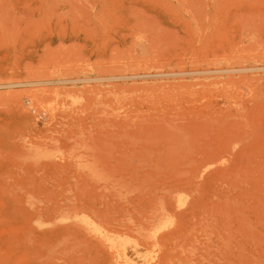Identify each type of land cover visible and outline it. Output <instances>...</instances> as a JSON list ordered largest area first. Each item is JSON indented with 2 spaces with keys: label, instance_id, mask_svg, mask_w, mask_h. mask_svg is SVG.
Instances as JSON below:
<instances>
[{
  "label": "rangeland",
  "instance_id": "1",
  "mask_svg": "<svg viewBox=\"0 0 264 264\" xmlns=\"http://www.w3.org/2000/svg\"><path fill=\"white\" fill-rule=\"evenodd\" d=\"M259 29L264 0H0L2 83L153 75L0 88V264H111L93 219L146 264H264V71L172 73L264 64Z\"/></svg>",
  "mask_w": 264,
  "mask_h": 264
},
{
  "label": "bare ground",
  "instance_id": "2",
  "mask_svg": "<svg viewBox=\"0 0 264 264\" xmlns=\"http://www.w3.org/2000/svg\"><path fill=\"white\" fill-rule=\"evenodd\" d=\"M246 19H247V18H246ZM245 21H246V20H245ZM245 21H244V22H245ZM251 21H252V22H250V24L248 23L249 20L247 21V23L253 27V28L251 27L252 30L250 29V27H248L249 30H251L252 33H253V32H254L253 29H256L257 26L255 25L256 27H254V25H253V23L256 22V21H254V20H251ZM244 22H240L239 24L242 23V24L244 25L243 27H245V24H246V23L244 24ZM251 23H252V24H251ZM242 24H241V26H242ZM246 25H247V24H246ZM249 25H247V26H249ZM243 29H244V28H243ZM249 30L247 29V31H248L249 34H250L251 31H249ZM256 30H258V29H256ZM260 30H261V29H259V31L256 32V34H257V35H256V36H257L256 39H257V40L255 39L256 41H258L259 44H260V42H261V38H260V37L264 35V34H263V35L261 34L260 37L258 36V32H259V33H262V31L260 32ZM241 32H245V33H246V31H243V30H242ZM263 32H264V31H263ZM247 35H248V33H247ZM245 36H246V35H245ZM245 36H242V37L245 38ZM244 38H243V39H244ZM252 38H253V37H252ZM253 39H254V38H253ZM258 39H260V40H258ZM245 40H247V39H244V40H243V43H244ZM251 40H252V39H251ZM255 40H254V41H255ZM240 41H241V40H240ZM259 41H260V42H259ZM262 41H264V39H262ZM245 42H246V41H245ZM240 43H241V42H240ZM247 43H248V41H247ZM251 43H252V42H249L248 44L251 45ZM258 43L256 42V43H252V44H253V45L257 44V45H258ZM241 44H242V43H241ZM262 44H264V42H262L260 45H262ZM256 56H257V55H256ZM260 56H261V55H260ZM106 67H108V66H106ZM117 67H118V66H117ZM117 67H116V68H117ZM24 68L26 69L25 66H24ZM118 68H119V69H118L117 73H119V71H121V70H120V67H118ZM114 69H115V68H114ZM130 69H131V68H130ZM11 70H12V69H11ZM11 70H10V73H11V72L13 73V71H11ZM16 70H19V69L17 68ZM100 70H101V69H100ZM115 70H116V69H115ZM0 71H1V70H0ZM19 71H20V70H19ZM106 71H108L107 73H109V74H106L107 76H104V75H105V73H104L103 76H98V77H95V78H85V79L82 78V79H83V80H86V81L91 80L90 83H92L93 80H95V81H96V80H101V81L104 80V81H105V79L107 80V79H114V78H116V79H118V78H120V79H121V78H124V80H125L126 78H129V77H130V79H131V78H133V77H136V78H137V77H139V76H143V75H146V76H148V75H152V74H148L147 72H144V73H147V74H142V73H141V74H136V71H138V70L134 71L135 74H130V75H126V74H125V75H121V74L123 73V71H124V70H123V71H121V73H119V76H113L112 74L115 73L116 71H114V70L112 69V72H113V73L111 74V76H108V75H110L111 69H110V70H109V69H106ZM127 71H128V70H127ZM129 71H130V73H131L132 69L129 70ZM180 71H181V70H180ZM263 71H264V64H263V63H262V64L260 63V65H258V63H257V65L254 64V65H251V66H239V67H236V66L224 67V66H223V68H217V69H212V68H211V69H208V68L205 69V68H203V70H193V69L191 70V69H190V71H186V70H185V71L182 70L181 72H179V71H178V72H173V71H172V73H174L176 76H178L177 74H179V75H184V74H186V73H191V74L196 75L197 78H199L200 75H197V74H208V75L211 74V75H213L214 73H219V72H220V73H222V72H225V73H226V72H229V73H227L228 75L233 74L234 72H241L242 74H245V73H247V74H248V73L255 74V73H259V72H263ZM8 72H9V71H8ZM15 72H16V71H15ZM20 72H21V71H20ZM96 72H98V70H97ZM103 72H105V71L103 70ZM140 72H141V71H140ZM140 72H139V73H140ZM161 72H162V73H161ZM161 72L159 71L158 73L163 74V71H161ZM166 72H167V71H166ZM168 72H169V71H168ZM168 72H167V74H169V75H174V74L171 73V71H170V73H168ZM99 73H100V71H99ZM101 73H102V72H101ZM117 73H116V74H117ZM137 73H138V72H137ZM153 73H154V72H153ZM212 73H213V74H212ZM225 73H224V74H225ZM241 73H239V74L241 75ZM14 74H15V73H14ZM64 74H65V73H64ZM67 74H68V73H66V75H67ZM102 74H103V73H102ZM156 74H157V73H155V75H156ZM167 74H166V75H167ZM227 74H226V75H227ZM235 74H236V73H235ZM120 75H121V76H120ZM163 75H164V74H163ZM166 75H164V76H166ZM169 75H168V76H169ZM187 75H189V74H187ZM214 75H215V74H214ZM217 75H218V74H217ZM217 75H216V76H217ZM12 76H13V75H12ZM16 76H17V75H16ZM75 76H76V74H75ZM152 76H153V75H152ZM152 76H150V79H151ZM164 76H162L161 78H163ZM176 76L173 77V78L175 79ZM204 76H205V75H204ZM204 76L202 75V78L207 77V75H206L205 77H204ZM209 76H210V75H209ZM219 76H221V74H219ZM234 76H235V75H234ZM234 76H232V77H234ZM10 77H11V76H10ZM38 77H41L40 79H45V80H32L33 78H32V77H29V80H32V81L22 82V81L25 80V77H24V79H23L21 82H15V78H12V77H11L12 79H14V82H13V81H9V78H7V80H8L9 82H11V83H5V81H6L5 79H3V80H4V81H3L4 83H2V80H1V78H0V81H1V82H0V83H1V84H0V88H1V87H6V88H7V87H8V88L13 87V88H14V87H16V86H30V87H31V86H34V85L38 86V85H42V84L44 85V84H53V83H54V85H55V83L58 84V83H65V82H72V81L77 82V81H79V80L82 81V79H78V78H76V79H74V78H72V79H54V78H58V77H53V76H52V77L50 76V77H49L50 79L47 80V78H48L47 76H46V78H44L45 76H41V75H38V76H36V77L34 76V78L39 79ZM42 77H43V78H42ZM143 77H144V76H143ZM143 77H142V78H143ZM157 77H158V76H157ZM166 77H167V76H166ZM166 77H165V79H170V78H172V77H170V78H169V77L166 78ZM186 77H187V76H185V77L181 76V79L183 78V79L185 80ZM189 77H190V76H189ZM192 77H195V76H192ZM212 77H213V76H212ZM228 77H230V76H228ZM240 77L243 78L244 76L241 75ZM254 77H255V76H254ZM254 77H253V78H254ZM27 78H28V77H27ZM30 78H31V79H30ZM136 78H135V79H136ZM142 78H141V79H142ZM144 78H145V77H144ZM144 78H143L142 80H149V78H146V79H144ZM200 78H201V77H200ZM249 78H250V77H249ZM120 79H119V80H120ZM138 79H140V77H139ZM157 79H158V78H156V80H157ZM163 79H164V78H163ZM247 79H248V77H247ZM247 79H246V80H247ZM263 79H264V78H263ZM10 80H11V79H10ZM124 80H123V81L121 80V81H122V82H125ZM126 80H127V79H126ZM136 80H137V79H136ZM152 80H153V79H152ZM161 80H162V79H161ZM178 80H179V79H178ZM220 80H222V81L224 82L223 79H220ZM220 80H219V81H220ZM254 80H256V83H257V79L254 78ZM259 80H260V79H259ZM16 81H18V80L16 79ZM109 81H110V80H109ZM109 81H106V82H109ZM116 81H117V80H115V82H116ZM128 81H129V79H128ZM213 81H214V80H212V82H213ZM227 81H228V80H227ZM233 81H234V80H233V78H232V81H231V82H233ZM236 81H240V80L237 78ZM236 81H235V82H236ZM244 81H245V80H244ZM248 81H249V80H248ZM12 82H13V83H12ZM99 82H100V81H98V82L96 81V82H95V83H96V84H95V85H96V86H95L96 88H99V87H97V84H98ZM111 82H112V83H111ZM111 82H109L108 84H113V80H111ZM132 82H135V81H133V79H132ZM132 82H131V83H132ZM194 82H195V83H194ZM194 82L192 81V82H190V83H192V85H193V83H194V85L197 84V83H198V84H201V83L203 84V83H204V85H209L211 81H208L209 84L203 82L202 80H200V81H194ZM200 82H201V83H200ZM231 82L228 81V84L230 83V85H231V84H232ZM246 82H247V81H246ZM249 82H250V84H253V83H251V82H253V79H250ZM77 83H78V82H77ZM90 83L88 82V84H90ZM100 83H102V82H100ZM103 83H104V82H103ZM136 83H137V81H136ZM159 83H160V82H159ZM159 83H158L159 86L163 84V83H161V84H159ZM173 83H174V82H173ZM177 83H178V82H175L174 84H177ZM181 83H182V82L179 81V84H177V87H178V88H179L178 85H181ZM190 83H189V85H190ZM217 83L220 84L221 81L218 82V80H217ZM239 83H240V82H239ZM241 83H243V82H241ZM254 83H255V81H254ZM66 84H67V83H66ZM142 84H143V83H142ZM166 84H167V83H164L163 85L166 86ZM168 84H169V83H168ZM170 84H172V82H171ZM184 84H186V82H183V84H182L181 86L186 87V85H184ZM212 84H214V82H213ZM236 84H237V82H236ZM243 84H245V82H244ZM54 85H53V87H54V89H55V86H58V85H55V86H54ZM74 85H75V84H74ZM136 85L138 86V84H136ZM139 85L141 86L140 83H139ZM143 85H144V84H143ZM154 85H155V84H154ZM154 85H153V86H154ZM156 85H157V84H156ZM246 85H249L248 82H247ZM36 86H34V87H36ZM44 86H46V85H44ZM61 86H62V85H61ZM114 86H116V85H114ZM124 86H125V85H124ZM124 86H123V87H124ZM128 86H129V85H128ZM131 86H132V85H131ZM159 86H158V87H159ZM165 86H164V88H171V87H169V86H168V87H165ZM249 86H250V85H249ZM249 86H248V87H249ZM34 87H32V89H33ZM42 87H43V86H42ZM42 87H41V88H42ZM95 87H92V88H94V89H93V91H92L91 93L96 92V90H95L96 88H95ZM116 87H118V86H116ZM119 87L122 88L121 86H119ZM119 87H118V88H119ZM132 87L135 88V84H134ZM138 87H139V86H138ZM160 87H161V86H160ZM177 87H176V88H177ZM250 87H251V86H250ZM16 88H17V87H16ZM45 88H46V87H45ZM47 88H48V87H47ZM56 88L60 89V87H56ZM86 88H87V86H86ZM90 88H91V87L88 88V91H89V92H90V90H89ZM100 88H101V87H100ZM114 88H115V87H114ZM140 88H142V87H140ZM147 88H149V87L146 86V89H147ZM155 88H157V86H156ZM162 88H163V87H162ZM172 88H174V87H172ZM180 88H181V87H180ZM3 89H4V88H3ZM43 89H44V88H42V90H43ZM58 89H57V90H58ZM64 89H65V88H64ZM72 89H73V88H72ZM72 89H71V90H72ZM83 89H84V88H81V90H83ZM18 90H20V89H18ZM18 90H17V91H18ZM27 90H31V89L28 88ZM48 90H50V89H47V91H48ZM65 90L68 91L67 89H65ZM74 90H75V91H74ZM79 90H80V89H78V91H79ZM104 90H107V88L104 89ZM104 90L101 89L100 92H101V91H104ZM9 91L13 92L14 95H16V94H20V93H21L20 91H19V92H20V93H19V92H17L16 90H15V91H13V90H9ZM21 91H23V90H21ZM38 91H39V90H38ZM40 91H41V90H40ZM44 91H45L44 93H47V92H46V89H45ZM61 91H62V89H61L60 92H59L60 95H62ZM66 91L63 90L62 92H63V94L66 93V94H64V96H65V98H68V95H69V94H67V93H69V92H66ZM78 91H77V93H76V89H73V91H70V92H71V93H70V98H71V94L76 93V95H77V94H78ZM84 91H85V89H84ZM84 91H83V92H84ZM110 91H111V89H110ZM110 91H109V92H110ZM5 92H6V90H5V91H2V94H3L2 96L5 95ZM29 92H30V91H27V93H29ZM32 92H34V91L32 90ZM32 92H30L29 95L32 94ZM41 92H42V91H41ZM48 92L51 93V94L49 93L50 95H48V94L46 95V96H49V97H46L44 94H43V95H40V94H41L40 92H38V93H40V94L37 95V93H36V95H37V96H42V97L44 96L45 98L43 97L42 101L45 100L46 98H48L47 101H51L52 98H54V96H55V95H54V96L52 95V92H54V91H52V92H51V91H48ZM83 92H82V93H83ZM97 92H98V91H97ZM107 92H108V90H107ZM116 92H117V91H116ZM15 93H16V94H15ZM56 93H57V92H56ZM84 93H85V92H84ZM84 93H83V95H84ZM249 93H250V92H249ZM252 93H253V92H252ZM13 94H11L13 97H12V96H11V97H10V96H9V97L7 96V97H8V98H11V99L13 98V100H15L16 102L18 101V103H21V105L23 104V101L25 102V100H23L22 102L19 101V100H22V99H23V98H21V97H20L21 99L19 98V100H18L17 97H18L19 95H17V97H15ZM23 94H24V93H23ZM23 94H21V95H23ZM33 94H35V92H34ZM54 94H55V93H54ZM0 95H1V92H0ZM9 95H10V93H9ZM25 95H26V93H25ZM27 95H28V94H27ZM27 95H26V96H27ZM78 95H79V94H78ZM37 96H36V97H37ZM50 96H51V97L53 96V97L50 98ZM66 96H67V97H66ZM7 97H6V99H7ZM14 97H15V98H14ZM30 97H31V99L33 100L32 95H31ZM30 97H29V98H30ZM36 97H35V98H36ZM73 97H74V96H73ZM4 98H5V97H4ZM16 98H17V99H16ZM39 98H41V97H39ZM49 98H50V99H49ZM59 98H61V97H59ZM65 98H64V100H65ZM75 98H76V96H75ZM11 99H10V100H11ZM24 99H25V98H24ZM27 99H28V98H27ZM55 99H56V97H55ZM8 100H9V99H8ZM13 100H11V101L13 102ZM59 100L61 101V99H59ZM30 101H31V100H30ZM35 101H36V100H35ZM35 101H34V102H35ZM45 101H46V100H45ZM52 101H54V100H52ZM34 102H33V103H32V101H31V103L29 102V103H30L29 105L33 104V105H31L32 107L35 105V106L32 108V110L38 105V104H37V105L34 104ZM58 102H59V101H58ZM62 102H63V101H61V102H59V103H62ZM38 103H39V102H38ZM55 104H56V103H55ZM57 105H58V104H57ZM57 105H55L56 108H57ZM24 106H25V105H24ZM24 106H23V107H24ZM27 106H28V104L26 105V107H27ZM51 106H52V105H50V107H51ZM55 106H54V107H55ZM58 106H60V107H58V108H59L60 110H62L63 107H61V104H59ZM19 107H20V104H19ZM37 107L39 108V106H37ZM45 107H46V106H45ZM45 107H43V108H45ZM54 107H53V108H54ZM38 108H36V109L39 110L40 108H39V109H38ZM41 108H42V106H41ZM46 108H48V107H46ZM19 109H20V108H19ZM23 109L25 110L26 108L24 107ZM29 109L31 110V108H29ZM59 109H58V110H59ZM30 110H29V111H30ZM32 110H31V111H32ZM43 110H44V109H43ZM43 110H42V112H43ZM47 110H48V109H47ZM47 110L45 109V111H44L43 113H46ZM49 110H50V108H49ZM60 110H59L58 112H56V114L59 113V112L62 113V111H60ZM34 111H36V110H34ZM40 111H41V109L39 110V112H40ZM55 111H56V109H55ZM37 112H38V111H37ZM47 112H48V111H47ZM50 112H51V111H50ZM50 112H49V114H50ZM25 113L28 114L27 111H26ZM29 113H30V112H29ZM43 113H42V114H43ZM52 113H53V111H52ZM60 113H59V114H60ZM31 114L33 115V113H31ZM37 114H38V113H37ZM39 114H40V113H39ZM49 114H48V116H49ZM54 114H55V113H54ZM56 114H55V116L58 117L59 119L62 117V114H60V115H59V114L56 115ZM51 115L54 116L53 114H51ZM51 115H50V118H51ZM35 116L37 117V115H35ZM43 116H44V115H43ZM59 116H61V117H59ZM28 117H29V116H28ZM44 117H45V116H44ZM56 117H55V118H56ZM37 118H38V117H37ZM47 118H48V117H47ZM50 118H49V120H48L49 122H47V123H51V122H50V121H51ZM51 119H52V118H51ZM56 119H57V118H56ZM59 119H58V120H59ZM31 120H32V119H31ZM58 120H56V121H58ZM52 121H54V119H53ZM24 173H25V172H24ZM25 174H27V172H26ZM23 175H24V174H23ZM28 179H29V177H28ZM91 218H92V217H91ZM92 219H93V218H92ZM82 225H83V224H82ZM83 226H84V225H83ZM84 228H85L84 232H86L87 234H91V235L95 236V239H94V240H95L97 243H96L95 241H94V243H96V245L98 244L97 246L101 247V249H102V251H103L104 253H107L108 255H109V254L112 255V259L110 258V262H111V264H146V254H147V252H146V249H145V245H144L142 242L138 241V240H137L136 238H134L133 236H131L130 234L125 233V232H124V233H121V232H119L118 230H115L114 228H111V227H109V226H105V224H104V225H101V223H99L98 221H94V219H93V221L88 222L87 224H85V227H84Z\"/></svg>",
  "mask_w": 264,
  "mask_h": 264
}]
</instances>
